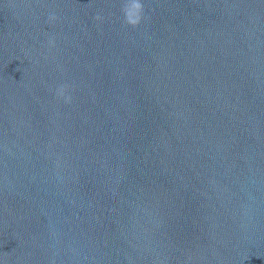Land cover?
<instances>
[{"label":"water","instance_id":"obj_1","mask_svg":"<svg viewBox=\"0 0 264 264\" xmlns=\"http://www.w3.org/2000/svg\"><path fill=\"white\" fill-rule=\"evenodd\" d=\"M0 264H264V0H0Z\"/></svg>","mask_w":264,"mask_h":264}]
</instances>
